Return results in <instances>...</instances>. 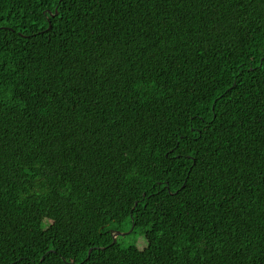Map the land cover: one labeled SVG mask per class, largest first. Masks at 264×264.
I'll return each instance as SVG.
<instances>
[{
  "label": "trees",
  "instance_id": "16d2710c",
  "mask_svg": "<svg viewBox=\"0 0 264 264\" xmlns=\"http://www.w3.org/2000/svg\"><path fill=\"white\" fill-rule=\"evenodd\" d=\"M0 264H264V0H0Z\"/></svg>",
  "mask_w": 264,
  "mask_h": 264
},
{
  "label": "rangeland",
  "instance_id": "374dc122",
  "mask_svg": "<svg viewBox=\"0 0 264 264\" xmlns=\"http://www.w3.org/2000/svg\"><path fill=\"white\" fill-rule=\"evenodd\" d=\"M142 236L143 235L139 232V230H137L135 233H128L126 235H122V239H120V241L124 244V245H128V244H134V243H137V242H141L143 243L142 239L138 238L139 236ZM144 238V237H143Z\"/></svg>",
  "mask_w": 264,
  "mask_h": 264
},
{
  "label": "water",
  "instance_id": "95a60500",
  "mask_svg": "<svg viewBox=\"0 0 264 264\" xmlns=\"http://www.w3.org/2000/svg\"><path fill=\"white\" fill-rule=\"evenodd\" d=\"M49 27H51V25L49 26ZM125 233H128V232H125ZM119 234H123L121 231H117L115 234H114V240H116V238H117V236L119 235ZM89 252H90V250H89Z\"/></svg>",
  "mask_w": 264,
  "mask_h": 264
}]
</instances>
